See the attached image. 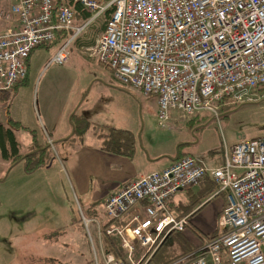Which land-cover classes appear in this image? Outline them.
<instances>
[{"label": "built area", "instance_id": "2783aa9c", "mask_svg": "<svg viewBox=\"0 0 264 264\" xmlns=\"http://www.w3.org/2000/svg\"><path fill=\"white\" fill-rule=\"evenodd\" d=\"M74 1L90 13L81 26L74 25V13L66 6L54 13L53 0H18L11 7L17 26L0 34V92L22 83L30 53L56 43L58 34L64 41L51 63L65 64L69 46L111 9L104 31L85 52L126 89L154 96L162 123L170 110L182 120L206 111L219 121L213 103L243 104L252 101L247 96L255 90L264 98V0ZM224 158L223 168L210 171L213 195L225 199L219 233L206 239L197 254L183 257L182 264H223L222 254L229 264H264V137L240 141ZM207 173L186 156L169 168L140 175L107 198L110 217L139 201L147 203L143 218L135 215L123 227L106 230L131 264H153L163 239L185 230L187 218L171 217L167 203L179 191L198 186ZM83 224L91 244L101 246V223L83 219ZM134 243L142 249L137 260ZM103 261L120 264L112 255H103Z\"/></svg>", "mask_w": 264, "mask_h": 264}, {"label": "rangeland", "instance_id": "374dc122", "mask_svg": "<svg viewBox=\"0 0 264 264\" xmlns=\"http://www.w3.org/2000/svg\"><path fill=\"white\" fill-rule=\"evenodd\" d=\"M101 24L102 20L97 21L93 29L101 27ZM91 37L90 35L86 38L89 40ZM59 47L52 45L47 49L40 48L35 51L39 52L40 56L31 69L28 83L30 88L23 86L19 95L13 97L9 106H5L7 111L12 108V112L23 120L24 125L34 126L41 143L46 141L53 143L51 148L58 155L52 161L54 165H59V161L64 162L56 135L64 130L68 131L66 122L62 121L69 115L68 106H73L74 102L82 98L91 103L99 93L107 99V108L112 110L107 116L114 113L112 118H115L114 124L117 126L114 128L134 129L137 140H140L143 146L155 148L159 154L175 156L176 145L179 143L185 144L179 147L182 154L190 151L197 155L198 151L204 152L211 147H221L223 143L232 146L242 140L264 137V98H259L260 91L255 90L249 94L247 97L252 101L243 104L232 105L228 101L213 103L220 116V120L216 122L211 120L213 118L211 113L201 112L200 116L205 113L208 115L207 119L202 121L200 119L199 124L193 121L192 128L189 126L185 128V121L180 118V113L170 110L169 119L162 123L158 119L154 96L144 97L135 90H129L131 92L120 90L122 93L116 96L115 101L112 100L111 87L105 85L117 87L121 85L117 84L105 66L96 58L89 57L88 53L75 42L69 46L68 60L65 64H52L51 60ZM47 87L50 92L49 99L46 100L48 116L52 115L49 103L55 102L58 107L54 109L53 114L55 117L59 115L63 118L57 125L56 133L48 137L41 124L37 127L31 113V108L38 112L37 101L39 114L45 119L43 115L45 109H41V105L44 106ZM82 90L85 93L81 94ZM198 127L201 128L197 129ZM26 135H29L27 131H20L16 135L20 153L26 152L28 148L25 143ZM196 138L200 140L196 150L191 148L189 150V144H194ZM67 150L72 153L68 148ZM154 154L155 152L151 153L152 156ZM166 161L168 160L162 159L159 162ZM6 165L0 159V264H99V247L89 241L83 218H88V212H91L90 215L93 214L101 223L108 221L104 206L101 201H97L100 195L92 200L91 205H86L85 201L76 197L63 174L61 178L55 180L54 199L45 190L44 196L39 198L36 206L31 200H27L25 206L22 201L24 189L29 195L36 190L30 182L26 184V188L22 185L25 174L20 165L9 173L6 171ZM43 189L44 187L40 188L39 192L41 193ZM36 210L38 215L35 213ZM62 227L66 228L61 234L46 237L52 230ZM92 227V224L89 225V230ZM48 259L55 261L48 263Z\"/></svg>", "mask_w": 264, "mask_h": 264}, {"label": "crops", "instance_id": "0c3cea01", "mask_svg": "<svg viewBox=\"0 0 264 264\" xmlns=\"http://www.w3.org/2000/svg\"><path fill=\"white\" fill-rule=\"evenodd\" d=\"M16 2H18V0H0V34L5 32L9 28H16L17 21L15 17L11 15V7ZM6 15L8 16L7 18H5ZM101 19H99L98 21H100ZM88 31L89 29L79 35L75 40V43L78 44L80 48L84 51L85 48L91 47L94 44H90L91 39L89 38L88 40V38H86L90 35L92 36L93 34L91 30L90 32ZM98 35L99 34H97V36ZM61 44L62 42L58 41L53 45L60 46ZM36 50L32 51L27 59L26 80L16 88H13V91L15 92L14 96L19 95V91L23 86H26V88H30L28 83L31 69L32 66L37 63L40 56L38 55L39 52H35ZM117 84L119 83L117 82ZM105 86L109 88L111 87V98L114 101L116 99V96L122 93V90L123 92H125L122 86ZM91 88H93V85L91 86ZM91 88L89 89V91H91ZM49 93V87H47L46 92L44 94V106L42 107L41 105V109H45L44 112L42 110L45 119H42L39 114V110L37 108V101L36 110L38 112L34 111V109L31 108V113L34 115L35 122L38 125L37 127H39V124H41L45 135L51 136L52 133H56L57 125L63 118L59 117V115L55 117V114H53L54 109L58 107V104L55 102H53V104L49 103V109L50 111L52 109V115L48 116V112L46 110V108H48L46 107V100L47 98L49 99ZM83 93H85L84 90L81 91V94ZM74 103L75 104L71 107L67 105V111L69 115H66L64 120H62L66 122L68 126V131L64 130L63 132H59V134L56 135V139L59 143L58 148L61 151L64 162H58L59 165H54L52 162L48 167L43 168L32 175H25V180L22 183V185L25 186L24 188H26V184L30 182L34 186V190H36L33 191L31 195H29L28 192L24 189V193L22 194V201L25 206L27 200H31V202L34 203V205L36 206V203L39 198L44 196L45 190H47L49 196L54 199L55 189L53 187L55 185V180L56 178H61L63 174L66 176L68 183L70 184V187L74 191L76 197L78 199L80 197V199L85 201L86 205H91L93 203L92 200H95V198H97L99 195L100 196L97 201H100L102 199L105 200V198H107L109 195L116 193L127 182L136 180L137 178H139L140 175H147L153 172L169 168L177 159L183 157L181 150L178 148V144L176 145L175 156L159 154V152L155 151V148L143 146L142 143H140V140H137L136 135L133 132L135 131L134 129H126V131L130 132L132 142L135 144V153L132 157H127L115 154L113 152L102 150V140L97 138L96 135L98 133L97 128H100L101 126H107L112 129H115L114 127H117L114 124L115 118H112V115L114 116V113L110 116H107L109 111H112L107 108V99L103 96V94L99 93L98 96H95L93 102L91 103H88V101L83 98ZM74 113L83 116L88 121H90L92 125L90 130L84 135L81 146L70 145L67 142H62L65 137L69 136L73 132L71 116ZM200 113L201 112L197 113L199 114L198 116L195 114L192 117L184 120L185 128H187L188 126L192 128V126L194 125L193 121L199 124L200 119L201 121L207 119V114L204 113L202 116H200ZM210 115L213 116L211 120H215L216 122V117L213 114ZM8 116H10L13 120L24 125L23 120L12 112V108L8 109L7 111L5 109V106L0 104V123H6ZM218 117V119L220 120V116ZM24 127L34 128V126L28 125H24ZM200 128L201 127H198L197 129ZM19 132L20 131L15 132V136ZM104 133L107 132L104 131ZM199 142L200 140L196 138V142L194 144H189V150L190 148L196 150V146L199 144ZM25 143L28 146L26 152L30 151L32 149L30 134L26 135ZM234 145L229 146L227 143H223L221 144V147H211L204 152L198 151L197 155L192 154V152L190 151L186 152V154L187 156H191L196 159L206 169H208L207 175L211 178L210 171L224 167L225 152L230 157ZM67 148L72 151V153H69ZM154 152L155 154L154 156H152L151 153ZM162 159H166L168 161L160 163L159 161ZM234 173L240 175L242 172L240 170H234ZM42 187H44V189L40 193L39 189ZM198 188L199 185L189 189V191H179L169 200L167 204V213L171 217L175 219H180L182 217L187 218V226L182 233H170L163 239L164 241L166 238H168L166 240V246L170 249L168 251L169 253L172 252L173 254H175V252L177 251V254H179L187 251L189 248H197V250L199 251L202 242H204L207 237H209L210 235L216 236L218 234V218L225 205V199L222 195H213L216 187L211 193V195L208 196L206 199L202 200L200 204H198L191 212H188L187 214L176 218L178 213L184 211L185 206L189 203L187 195L190 193H196ZM145 205L146 201L139 202L126 214H123L124 223H127L135 215H137L140 219L143 218V209ZM35 213L38 215L37 210L35 211ZM194 231L199 233L201 237L197 236ZM161 243L158 245L157 249L159 248ZM134 245L135 251L133 259L137 260L142 255V249L137 243H134ZM153 264L155 263L153 262Z\"/></svg>", "mask_w": 264, "mask_h": 264}, {"label": "trees", "instance_id": "16d2710c", "mask_svg": "<svg viewBox=\"0 0 264 264\" xmlns=\"http://www.w3.org/2000/svg\"><path fill=\"white\" fill-rule=\"evenodd\" d=\"M53 3H54V9H55L54 13H55L58 6L63 5V6H66L67 8H69L74 13V25H76V26L83 25L88 20V18L90 17V13L87 10H85L79 3L75 2L74 0H53ZM111 11L112 10L110 9L109 11H107L103 15V17L101 19L102 20L101 27H99L97 29H93L94 28V25H93V26H90L88 28V29L92 30V33H93L92 37H91L90 44L94 43L95 37L97 36V34H100L101 32L104 31L105 23L109 17V14L111 13ZM57 36H58V38H57L56 42H58V41L63 42L64 41L63 35L58 34ZM49 47H46V49ZM26 68H27V64H26ZM22 83H20V84H22ZM19 85H17V86H19ZM17 86H15L13 88H16ZM13 88L8 90V91L0 92V104H2L4 106H9L12 98L15 95ZM123 89H124V91L126 90L127 92H131L128 89H126L125 87H123ZM71 124H72V128H73V132L69 136L65 137L62 140V142H67L70 145L81 146V144L83 142L84 135L90 130L92 125H91L90 121H88L86 118H84L83 116L76 114V113H74L71 116ZM97 130H98V133L96 134L97 138L102 140V143H101L102 144V150H105L108 152H113L115 154H119V155H123V156H127V157H132L134 155L135 144L132 142V137H131L129 131L112 129V128L107 127V126H101L100 128L98 127ZM18 131H27L30 134L31 145H32V149L30 151H27L25 153L19 152L18 142H17L16 136H15V132H18ZM104 131H106L107 133H104ZM46 136L48 137V135H46ZM52 144L53 143L50 141H46L45 143H41L39 141V137H38L37 132L35 130H31V129L24 127L21 123L13 120L10 116H8L6 123H0V159L7 164L6 165V167H7L6 171L8 173L11 172V170L14 167H16L17 165L21 166V170L25 175H32L35 172H37L43 168L48 167L52 163V161L55 159V157L58 156L54 152L55 150L51 148ZM183 145H185V144H179L178 148L183 146ZM182 156L186 157L187 154L186 153L182 154ZM183 157L177 159L176 161L182 159ZM127 183H129V182H127ZM215 187H216V184H215L212 176L210 178V177H208V175H206L203 178V180L199 183V188H198L197 192L194 194L190 193L187 195L189 203L185 206L184 211L178 213L176 218H178L182 215H185L188 212H191L198 204H200V202L202 200L206 199L208 196L211 195V193L213 192ZM107 198H105V200H103V199L100 200L101 203H103V206H105ZM139 202H142V201H139ZM104 212L106 214L105 208H104ZM127 212L121 213L116 217H110L106 214V216L109 218L108 221H106L105 223H101L99 221L101 223V228H102L101 246L97 245L99 247V253H100V256L98 258L99 264H104L103 255L104 256L112 255L115 258V260L120 264H131L130 261L125 256V254L120 249L119 243H118L115 235H107V233H106V230L109 229L110 227H118V228L123 227L125 225L123 214H126ZM90 214H91V212H88V218H83V219H87V220L95 219V216L93 214L92 215H90ZM121 218H123V219H121ZM120 220H121V222H120ZM73 224H75V223H73ZM65 228L66 227L56 229L53 232L49 233L46 237L51 238V237H53V235H59V234H61V232ZM171 233L174 234V233H182V232H171ZM194 233L197 236L201 237V235L199 233H197L196 231H194ZM218 233H219V227H218ZM214 237H215V235H210L209 237H207V239L214 238ZM167 239L168 238H166L161 243L159 248L155 251V253L152 256V261L155 264H182L179 261L183 257L190 255V254H197L198 253L197 248L196 249H192V248L190 249L189 248L187 251H185L183 253H179V254H177V251L175 252V254H173L172 252L169 253L168 251L170 249L166 246V240ZM203 244H204V242H202L200 247H202ZM222 256H223V258H222L223 264H229V262L226 258V255L222 254ZM54 261H55V259H48L47 260L48 263L54 262Z\"/></svg>", "mask_w": 264, "mask_h": 264}]
</instances>
